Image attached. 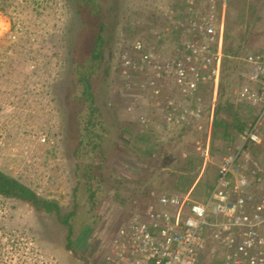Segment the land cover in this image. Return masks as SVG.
Returning a JSON list of instances; mask_svg holds the SVG:
<instances>
[{
	"label": "rangeland",
	"instance_id": "rangeland-1",
	"mask_svg": "<svg viewBox=\"0 0 264 264\" xmlns=\"http://www.w3.org/2000/svg\"><path fill=\"white\" fill-rule=\"evenodd\" d=\"M115 1L113 12L119 13V24L114 32L116 37L105 52L111 70L110 85L106 87L100 82L99 94L102 101L105 98L108 106L113 107V121L125 125L129 131H124L121 125L116 129L113 138L117 143L111 147L109 161L105 162L106 178L98 192L102 201L94 205L83 182L78 181L81 170L75 164L79 161L75 154L77 140L69 128L64 95L70 85L72 49L79 51L82 42L78 31L84 23L78 15L77 4L72 0H0V170L19 179L41 197L57 201L62 214L76 209V214L69 219L74 229L68 231L54 213L0 194V264H87L90 258L91 264H109L107 253L119 249L122 228L148 206L160 208V199L167 192L153 193L152 199L157 204H147L141 196V191L166 185L167 175H160L152 167L145 168L149 158L143 150H137L139 129L149 130V136L138 144L166 165L171 163L170 155L175 153L172 149L179 146H202L203 153L213 145L222 152L218 140L210 147V142L199 143L205 137L195 129L176 138L184 121L180 117V106L170 110L162 108L161 115L160 110L148 108L153 103L163 105L167 100L168 91L173 88L172 80L165 82L158 92L160 80L156 79V65L181 54L184 43L192 38L189 33L193 22L212 19L209 24L219 30L215 47H219V52L230 63H222L221 72L233 64L239 69L228 71L229 76L249 73L252 68L249 57L264 56V0ZM106 5L113 3L108 0ZM225 81L226 86L208 102L211 112L220 104L216 128L228 121L229 114L235 117L233 108L240 103L237 88L241 86H232L231 80L226 78ZM244 84L252 86L249 80ZM197 91L187 94L182 88L177 90L184 98L182 103L188 107L183 108V113L192 120L191 128L198 129L201 124L196 120H201L204 103ZM171 97L175 96L171 94ZM233 101L236 104L233 105ZM257 105L261 108L259 116L248 131L239 134L244 143L264 140V106ZM256 123H259L258 131H253L255 139H251L248 135ZM218 130L221 129L215 132ZM167 149L170 154L160 157ZM225 149L223 161L228 154H237L242 165L241 160L246 159L248 163L254 160L243 146L235 152ZM182 155L181 164L193 173L192 167L198 162L195 159L189 162L187 153ZM99 162V158L94 160V163ZM248 169L243 165V172L237 177L245 176ZM119 173L135 181L120 186L117 192L112 188L111 176L119 178ZM202 184L204 179L196 186L197 191ZM115 236L117 244H113ZM260 236L264 239V226ZM241 241L239 235L236 243ZM263 250L259 247L254 254L259 255ZM227 254V248L221 243L210 241L203 251L201 264H226Z\"/></svg>",
	"mask_w": 264,
	"mask_h": 264
},
{
	"label": "built area",
	"instance_id": "built-area-1",
	"mask_svg": "<svg viewBox=\"0 0 264 264\" xmlns=\"http://www.w3.org/2000/svg\"><path fill=\"white\" fill-rule=\"evenodd\" d=\"M211 20L191 24L192 38L184 43L178 57L156 65V79L166 83L172 80L184 93L194 94L211 77L209 72L216 73L215 67H219L223 55L215 47L219 30L209 24ZM137 47L140 49L141 44ZM248 62L252 66L249 72L252 86L242 91V96L264 106V56L251 55ZM257 125L249 138L255 139L252 133ZM237 158V154L225 157L218 183L207 201L194 200L191 193L164 195L160 208L150 205L137 213L120 233L122 238H130V242L113 252L112 261L115 264H201L203 251L214 241L227 248L226 264H264V250L254 254L259 247L264 249V239L260 236L264 215L260 211L249 212L251 199L244 192L250 189V180L246 175L237 177L243 172ZM239 235L242 241L237 244Z\"/></svg>",
	"mask_w": 264,
	"mask_h": 264
},
{
	"label": "trees",
	"instance_id": "trees-1",
	"mask_svg": "<svg viewBox=\"0 0 264 264\" xmlns=\"http://www.w3.org/2000/svg\"><path fill=\"white\" fill-rule=\"evenodd\" d=\"M72 1L77 4V12L84 26L78 31L82 35L79 51L75 47L72 49L70 85L64 95L66 96L65 101L68 109L69 128L73 134L72 136L77 140L75 154L79 161L75 164L81 170L78 181L83 182V188L89 192L88 198L90 202L95 205L102 201V197L99 196L98 192L102 189L101 186L106 178L104 177V169L107 168L105 162L109 161L111 147L117 143V139L113 138L118 131L116 129L121 125L124 131H129L125 125L113 121L111 117L113 107L108 106L105 98L102 101L99 94L101 90L100 82H103L106 87L110 85L109 75H111V70L109 58L105 55V52L111 41L116 37L114 32H116L119 24V13L113 12L116 8L114 5L115 0H110L113 5H108V7L106 5L108 0ZM128 21H130V18ZM137 31H140L138 27ZM192 129L191 126H184L176 138L183 137L186 132ZM148 131H142V129L137 131V150H143L149 158L145 162L147 163L145 168L152 167L160 175H167V177L166 185L153 186L151 189L141 191V196L146 200L147 204H157V201L155 202L152 199L155 191H167L165 194L169 196L174 195L172 191L186 192L197 179L198 173H191L183 163L181 164L183 150L176 151L177 148H173L175 153L170 155L172 161L167 165L164 164V161H159L158 157L153 158L151 151H147L146 147L138 144V141L144 140L149 136ZM194 131L197 130L195 129ZM111 142L112 144H110ZM128 142V140L125 141L126 144ZM179 148L182 147L179 146ZM173 151L171 150V152ZM168 154H170L169 149L164 151L160 157ZM96 158H99V163H94ZM109 172L112 175L113 169ZM111 177L113 181L112 188L117 190V192L120 186L135 181L133 177L125 176L122 173H119V178ZM137 185L138 183L135 187ZM0 194L7 198L31 202L38 210L43 209L47 213H54L58 221L67 226L68 231H73L74 229L69 219L76 214V209H73L68 214H62L57 201L41 197L19 179L6 174L2 170H0ZM147 199L150 201L148 202Z\"/></svg>",
	"mask_w": 264,
	"mask_h": 264
},
{
	"label": "crops",
	"instance_id": "crops-1",
	"mask_svg": "<svg viewBox=\"0 0 264 264\" xmlns=\"http://www.w3.org/2000/svg\"><path fill=\"white\" fill-rule=\"evenodd\" d=\"M224 56L222 57V60L219 63L220 64L219 67H218V65L215 67V69L216 68L218 69L216 71V73L214 74L212 72H209L210 76L212 78L214 77L213 82L210 81L211 83L205 82L204 84H201L199 89H198L199 91H197L198 98L204 103L203 106L201 107L203 110V115H201V118H200L201 120L193 119V120H196V123H198V125L201 124V125H199L198 129L197 128H193V129H196L203 137H205L203 140H201L202 142H199V143L204 144V142H206V144H207L208 142H210V145H209V147H210L214 141L217 142V140H218V142L220 143L219 147L220 146L222 147V149H221L222 152H220V150L214 149L213 145L211 146L212 147L211 150L208 149L207 146L205 147V149L206 148L208 149L206 151L204 149L205 152H203V153L205 154V156L202 153V150H200L202 148V146L201 147H195V145H189L188 144L187 146H185V148L184 147L183 148H177L176 151L183 150L182 154L187 153V155L189 156L188 157L189 162H191V159H195L198 162L197 165L194 164V166L192 167L193 170L195 169L193 173H198V177L194 181V183L190 186L191 188L189 190H187L186 192L176 191V193H177V195H186L188 193H191L192 198L194 200L207 201L208 198L210 197V195L212 194L213 190L215 189V185H217V183H218V173H219L220 164L222 163L223 158L226 154L223 152V150L225 148H226L225 150H227L229 148V150H233L235 152L237 148L243 146L244 148H247L248 151H250L252 153L254 160H255V161L254 160L251 161L250 163L246 162V159L241 160L244 163L243 165L247 166L249 168L248 171H246V175L251 180V185H250V186H252L251 192H253V195H254V196H251V192L249 190L247 192H244V195L249 196L251 199L250 202L248 203V205H249L248 209H249L250 213H255L258 210H260L261 213L264 214V140H261V141H252L251 140V141L244 143L239 136L240 133H243V132L248 131L250 129L252 121H255L257 119V117L259 116V113L261 112V108L259 107V105H257V103H254V102H252V101H250V100H248L242 96V93H243L242 91H245L247 88H249V86H245L246 84H244L246 82V80H249V73L248 72L242 74L241 76H240V72H238L237 77L229 76L227 74L228 71H231V70L236 71L238 69L236 67V65H234V64L230 65L227 69L224 68L225 71L221 72L222 63H227L228 65L230 64L229 62H227L225 60ZM245 64H247L246 69L249 70L250 68H249L247 61ZM224 66H225V64H224ZM238 71H239V69H238ZM222 74H223V76H222ZM225 78L228 79V81L231 80L232 86H234L235 84L239 85V87L241 86L240 88H237V90L239 92V96H240V98H238V100L240 101L241 105H240V103L236 104V102L233 101L232 104L233 105L236 104L235 107L233 108V109H235V113H236L235 117H232L229 114L227 117L228 121L224 122V124H220V126L217 128L221 129V130L220 131L218 130V133H216L215 129H217V128L215 126L217 125L216 124V119H217V115H218L217 111L219 108L218 105H220V104L219 103L217 104L215 112L214 111L211 112L208 102L212 96L214 97L216 94H218V92L220 91V89H222V87L226 86ZM164 85H165V81L160 80V88H159L158 92L162 91L161 87L163 88ZM170 85H172L173 88H170V91H168V96H166V98H165L167 100H164L165 105L164 104L160 105L159 103H153V104H150L148 108L150 111H154L156 109L160 110L158 112V114L161 115L162 114V110H161L162 108H163V110L164 109L170 110V109H173V106L174 107L180 106L181 107L180 117L184 119L183 123L181 124V127L179 128L181 131L182 128H184V126H191L192 124H190V123L192 120L187 118V116L183 113V108L188 109V107L185 106L184 103H182L184 98H183L182 94H179L177 92V90L179 88L178 85H176V83L174 81H172V84H170ZM207 91H208V93H207ZM171 94L175 97H171ZM156 97H160V96L157 95ZM192 98H194V97H192ZM191 99H189V100H191ZM193 100H195V98ZM205 102H206V105H205ZM153 106H154V108H153ZM247 108L249 109V111L246 110ZM208 129H211V132L207 133ZM224 133L228 134L227 137L225 136L226 134H224ZM227 145H228V147H227ZM224 146H225V148H224ZM172 150H174V149H172ZM182 157H183V155H182ZM215 159L217 161L213 162V160L215 161ZM252 162H253V164H252ZM202 169H204V172L202 171ZM200 176H202V177H200ZM201 179L202 180L204 179V184H202L197 191L196 186H198L200 184ZM180 193H184V194H180ZM174 194H175V192H174ZM259 197H263V198H259ZM252 203H255V204H252ZM260 205H262V208H260ZM116 240H117V238L115 236L113 244H117ZM129 242H130V238H128V237L122 238L121 237V241L119 242L118 247H120V246L124 247V245H127ZM112 254H113V252H112ZM112 254L109 251L107 253L106 259H107V262L109 264H115L112 261ZM75 256H76V258L78 257V259H81L76 254H75ZM91 260H92L91 258L89 260H86V263L91 264Z\"/></svg>",
	"mask_w": 264,
	"mask_h": 264
}]
</instances>
